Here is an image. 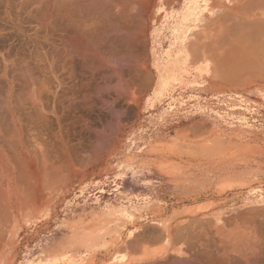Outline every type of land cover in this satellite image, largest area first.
Instances as JSON below:
<instances>
[{
    "label": "bare ground",
    "instance_id": "1",
    "mask_svg": "<svg viewBox=\"0 0 264 264\" xmlns=\"http://www.w3.org/2000/svg\"><path fill=\"white\" fill-rule=\"evenodd\" d=\"M145 1L146 0H0V87L3 85L1 89L2 93H0V264H15L16 258L20 254L23 238L28 234L38 235L40 231L44 229V225L48 223L52 217L51 215L54 211L53 206L56 200L59 201V199L65 195L69 183L77 180L82 172L83 157L85 155L83 154L85 143L84 130L87 132L89 131V133L93 132L97 134L95 132L96 127H94L93 124L94 122L90 121V116H88L90 112H93V106H91V104L88 105L89 103L87 102L88 106H86V103L85 106L88 109H85L82 104L83 100L80 97L82 94L71 92L63 93L64 90H62L65 84L66 88L64 89H68L69 87V85L67 86L66 79H74L73 76L76 77L77 75L74 57L77 58L78 55L76 53L79 51V48L76 50L75 48H69L70 43L68 42L72 41L74 37L73 39H67L68 35L72 37L71 34H68V31L74 33L75 37H78L75 38L78 39L75 41L79 42V44L82 42L86 43V41L91 43L99 42L100 39L105 40L100 36L106 37V40L108 39L110 41V37H107L108 34H106V36L103 35L108 27L111 28L114 26L115 28L118 25H124L126 26L122 27L124 30V28L127 29L129 27L128 23H130V26L135 24L133 26V32H135L134 28L139 24L137 20L140 19V23H145L144 21L147 20L145 19L146 14L154 9L153 13L157 18L156 22L150 29L149 34L148 31L142 32L144 33L142 37L145 39L147 38V43L149 42L150 44L152 59L158 49V39H162V37L165 39L166 36L169 35L178 49H182L187 60V55L189 53L188 50L185 49L187 46L186 44L194 37L192 32L202 28V24L206 22L205 17L203 18V14L208 12L210 16H213L216 13V7H214L212 0H152V3L150 2V4L147 5ZM226 8L227 15L224 16V18L222 16L223 20H220V17V22L215 25L216 27L211 29L214 32L211 36L212 41H214L215 44L218 43L221 45V48L216 50V54L210 55V57L212 56L214 59L216 65L214 68H216L220 74H225L226 79L244 80V77L247 76L250 79L264 80V0H228V7ZM133 11L137 12L140 17L137 16L138 19L134 16V18L137 19L133 21L135 22L134 24L130 20L131 16L136 14L135 12L133 13ZM136 21L138 24H136ZM139 26L141 27L140 24ZM114 28L111 29L114 31ZM139 29L141 30L142 28ZM144 29L143 25V30ZM127 30L129 31V28ZM127 30L123 32L127 34ZM130 30H132V27H130ZM204 30L207 31L206 27ZM80 33H83V36H80ZM124 33L122 34L124 35ZM87 34L88 36L85 37L84 35ZM126 34L125 36L128 35ZM197 34L195 32L196 36ZM8 36L17 37L20 39V43L18 45L15 43L14 45V42H9L8 39L10 37L8 38ZM118 36L117 38L115 37L117 41L120 40ZM124 37L122 36L121 40H123ZM198 37L197 39L201 38ZM82 38H85L86 41ZM108 40L106 41L107 43ZM112 41H114L112 42L114 45L116 41ZM119 42H117V46ZM129 42L132 44L131 40H129ZM109 43H111V41ZM124 43L125 42H122L120 45ZM134 43L133 46H135V50V48L137 49L138 47V43L136 45H134ZM190 43L193 45L192 43L194 42ZM195 43L198 44L197 42ZM99 44H101V42ZM90 45L92 46V44ZM93 46L94 49L97 47L100 48L98 44ZM100 46L103 45L101 44ZM121 47L123 48L124 45H121ZM126 47L125 45V49H123L121 53L127 56L131 47L127 49ZM82 49L84 51L86 50L85 53L88 52L87 54H89L86 47ZM101 50L100 48L96 50V52L98 53ZM196 50L193 51L195 54ZM134 52L135 51L131 53L134 55ZM207 52L209 53L210 50ZM207 52L205 51L204 53L207 54ZM136 53L138 54V52ZM102 54L97 57L95 56L97 60L98 57L104 55ZM114 54H116V52ZM108 55H106V57ZM147 55L144 57H147ZM89 56H86V58ZM111 56H113V54ZM194 57L196 61H198L197 59L202 56L197 57L194 55ZM81 58L83 63L88 62L84 60L83 56H81ZM103 58L105 57H102V60H104ZM113 58H115V56H113ZM93 60L96 59H93L92 56V60H90L92 62H90V64L87 63V67H85L86 64L82 65L80 63L81 70L88 69L90 72L88 71L89 73L85 74L90 75L91 73V77H93L94 72L98 70V67L104 64L101 60L103 64H100V61L93 63ZM141 60H139V62ZM108 61L110 60L108 59ZM132 62H134V60ZM186 62L187 61H185V63ZM178 66L179 65L173 60L168 64L166 63V65L159 66L161 75L159 76V81L156 86L160 92L162 89L169 88L171 81L178 75ZM207 66L206 63H203L200 66L202 69L201 71L206 70ZM98 73L99 72H97V74ZM220 74L217 75L219 76ZM71 79H69V81H71ZM222 79L225 78L222 77ZM70 85H73V83ZM127 86H129V83ZM61 91L62 93H59ZM75 91H78V89ZM84 109L86 113H84ZM90 142H94V140ZM94 152H92L93 156L95 155ZM252 211L253 209L250 212L251 214L254 213V211ZM250 213L248 214L251 215ZM241 214H243V212L239 215ZM259 214H261V212ZM256 215L260 217L258 214H253L252 217L255 216V218H257ZM263 215L261 214V217H264ZM101 217V221L99 220L101 223L100 225L107 226L106 223L108 222L109 216L104 214ZM133 217L134 216H132V218ZM248 217L249 218L245 217V222L241 225L242 227L238 231L239 233H237L238 237L236 236V238L232 237L229 239V236L223 235V232L220 234L222 240L229 239V241L225 242L226 245L223 244L220 246L223 250L222 253L227 254L228 258H230L229 256H234L240 260L242 259L244 261L242 263L246 262L247 264H252L250 258H264V220L260 218V220L258 219L259 222L257 220L254 221V217L252 219H250V216ZM189 220L188 222L192 221L193 223L195 219ZM238 220L240 222V219ZM242 220L243 219H241V222ZM205 221L207 222L208 220L205 219ZM210 221L211 219L209 222ZM206 222H202V224L204 225ZM196 223H193V225L195 224L197 230H195L196 228L192 230L198 233L203 228H201L203 225L200 223V226L199 222ZM210 223L207 222L206 225ZM189 225L177 228H175V226L166 225L162 228L158 227L159 229L155 226L157 231L153 230V225V227H151L153 229L151 230L153 234L155 232V236L151 237L153 234L149 231V236H147L150 238L142 236L143 238L141 240V238L137 236L135 241L134 238L136 237L130 240L132 243H126H128L129 246L134 244L135 246H133L136 247L139 246V244L141 245V242L153 245L157 242L166 241V247L155 251L142 250V255L128 260H125L124 257L117 254L112 259L111 264H177L175 261L180 258L179 251L184 250L185 253L188 254L191 252L190 254L192 255V252H194L192 249L195 244H198L199 241L201 242L200 237H198L199 234L197 235V233H195L194 235ZM196 225L200 226L201 229ZM145 226L143 227L146 232L150 225H148L149 227L146 229ZM212 228L213 227H211L210 230ZM93 229H90V231L84 229L80 220H77L75 217H72L70 221L63 220L60 222L57 231L60 235L56 236V234H51L45 236L43 239L46 242L34 250L36 253L35 257H31L27 254L28 257L27 255L24 256L25 258L23 257L19 264H85V262H83L84 258L90 255L91 258L89 259L94 260L97 254L102 249L108 247L110 243L102 245L103 239L108 232L106 227L99 226L96 230ZM208 230H206L207 233L203 232L204 229L202 231L207 237H203V234L199 236L203 235V238H208L210 235L208 236L207 234H211ZM144 231H141L142 234L138 231V234L140 233L139 237L143 235ZM214 233L212 235H214ZM145 235L144 233V236ZM216 235H219V233H216L214 236L215 239H218ZM51 238L54 240L50 241ZM138 239L141 241L139 242ZM208 239H205V241H203V239L202 242H205L207 245L209 242V245L212 244L211 241H207L208 243L206 242ZM202 242L199 245L203 244ZM205 243L202 248L203 251L201 253H199V251L198 254L196 253V256L201 259L198 260V263L212 264L218 256L214 259L211 253H213L215 247L211 252L207 247L211 248L213 245L206 247ZM178 244H180L179 247H177ZM134 247H132L133 250H135ZM141 247H145V245ZM141 247L140 249H142ZM199 247L200 246L196 248L197 251ZM132 248L130 247V249ZM136 249L138 248L136 247ZM171 249L174 251L171 252ZM222 250L218 251V253ZM27 251L30 253L32 250L28 248ZM135 251H133L134 254ZM208 251L211 252V255L208 254ZM214 251L217 252L216 249ZM107 252L109 253V251ZM227 255H224V257L226 256L227 258ZM189 258L190 256L188 255L185 260L188 259V261H190ZM212 258L213 261H211ZM220 259H223V257L221 256ZM229 260L230 259H228V261ZM236 260L232 258V262ZM192 261L195 262L193 259ZM215 261H219V258ZM215 261L214 263H217ZM228 261L225 262L230 263ZM90 263L92 262L90 261Z\"/></svg>",
    "mask_w": 264,
    "mask_h": 264
},
{
    "label": "rangeland",
    "instance_id": "2",
    "mask_svg": "<svg viewBox=\"0 0 264 264\" xmlns=\"http://www.w3.org/2000/svg\"><path fill=\"white\" fill-rule=\"evenodd\" d=\"M150 2L152 3V0H146L145 4H150ZM153 11L154 9L146 14L145 19L147 20L144 21L145 23H140L139 15L133 11L137 15H132L133 17L131 16L130 20L133 22L137 20L135 18L138 16L139 20L137 21L141 25L140 27L136 21L138 26H135V32H133L135 22H133V26L128 23L129 31L127 30L128 28L123 30L122 27H126L124 25L117 24V27H111L114 28L115 32L108 27L103 35L106 36L108 34L107 37H110L111 43L114 42L112 40H115L114 45L109 43L108 39L107 43L106 37L103 36L100 37L106 41L99 38V42L90 41L91 43H89L85 38H82L85 39L86 43L82 42L79 44V42L75 41L78 40L75 39L77 36L75 37L74 33L68 31V34H71L72 37L68 35L67 39H73L74 37L72 41L70 39V42H68L72 46H69V48H75V50L79 48L76 53L78 55L77 58L74 57L77 75L76 77L73 76L74 79L69 78L71 81L66 79L69 87L64 89L66 88L65 84L62 90H64L63 93L71 92L84 95L83 97L80 95V97L83 100L82 104L85 109H88L86 106L90 104L93 106L94 113L90 112L88 116H90V121L94 122L97 134L84 130L83 154L85 155L81 174L77 180L69 183L65 195L59 201L56 200L52 217L44 225V229L38 235L28 234L23 238L20 254L16 260L17 263L22 260L23 255L26 256L28 254L31 257H35L36 253L34 250L46 242L43 238L51 234L59 236L60 233L57 231L60 222L63 220L70 221L72 217H75L80 220L84 229L88 231L93 228V230H96L99 226L108 229L102 245L109 243L110 245L102 249L94 260L89 259L91 255L84 258L83 262L85 264H92L93 262V264H103V262L104 264H111L112 259L117 254L128 260L142 255L144 250H160L166 247V241L151 244L152 246L149 245L150 243L141 242V245L136 246L138 249L134 247V244V246L131 244L129 246L128 243H132L130 240L134 237H136L134 238L135 241L137 236L142 240L143 237L149 236L148 232L150 231L151 233V229L154 228L153 230L157 231L158 227L162 228L166 225L177 228L180 226L186 227L185 225L188 226L190 224L192 226L189 225V227L193 231L192 229L196 228L193 223L199 222L200 225V223L206 222L205 219L208 220V223H211L206 225V222L204 225L207 227L203 224V226L200 225L201 228L203 227L202 229L196 225L201 231L195 232L196 228L193 231L194 233H192L200 235L208 229L211 232V234H207L208 236L210 235L209 239L203 238L207 237L205 236L206 234H203V237L198 235V237H200L201 242L203 239V241L208 239L206 242L211 241L212 244L210 245V242H207L208 245L204 242L205 246L213 245L211 248H207L212 252L215 247L214 250L216 249L217 252L213 250V255V253L208 251V254L211 253L212 255H210L214 256V259L218 256L219 261L222 260L221 262L215 261L216 259L218 260L216 258L214 261L217 263H214L212 258V264H247L246 262L242 263L244 262L242 259L240 260L234 256H229L230 258H228L227 254L222 253L223 250L220 245H226L225 242L229 241V239L238 237L237 233H239L241 225L244 224L245 217L249 218L248 216H250V219L254 217V221H259L260 218L264 220V217H261V214H264V80L250 79L247 76L244 77V80L226 79L225 74L222 76L225 79H222L220 75L215 74L216 78L212 73L214 80H212L213 84L209 91H212L214 97H206V102H208L206 107L201 108L196 104L195 93H188L186 90L180 89H175L171 92L177 93L173 99L163 102L161 106L152 107L154 103L150 100L151 93H154V97L157 98L160 93L166 90L162 89L160 92L156 86L161 75L159 66L166 65L171 60L175 61L177 65L184 64L187 61L182 49H178L169 35L165 39L163 37L158 39V49L152 59L150 44L149 42L147 43V38L142 37L144 35L142 32L148 31L149 34L150 29L156 22L157 18ZM130 27H132V30H130ZM138 27L142 29L140 30ZM125 29L128 35L123 32H126ZM121 35L125 36L124 39L122 38L123 40H121ZM80 36H83V33H80ZM84 36L86 37L88 34ZM117 36L120 38V40L118 39L119 41L125 42L121 44L122 46L124 45L125 47L126 45V49L131 47L128 52L129 56L128 53L127 56L121 53L125 48L121 47L120 43L122 42L117 41ZM11 37L8 39L9 42H14V45L15 43L17 45L20 43V39L14 36L11 39ZM128 39L132 41V44ZM164 41L167 42V48L163 44ZM100 42L103 46H100ZM117 42H119L118 46ZM95 43L103 50L99 52L101 54L104 52V55L102 54L101 58L98 57V60L96 57L101 54L97 53L96 50L100 48L94 49L93 45H97ZM133 43L134 45L138 43V47L136 46L137 49L135 48V50ZM87 46L90 47L88 48ZM83 47L88 48L89 54H87L88 52L85 53L86 50L84 51ZM114 50L116 54H114ZM133 51H135L134 55L131 53ZM209 53L216 54V50H210ZM112 54L115 58L111 56ZM79 55L83 56L84 60L88 62L84 61L85 63H83ZM146 55L147 57H144ZM86 56L89 57L86 58ZM92 56L93 59H96L93 60V63L100 60L104 62L103 64L100 61V64L102 63L103 65L99 66L100 69L98 67L99 71L96 70L93 77H91V73L86 75L90 71L84 69L87 71L83 70V72L80 66L81 64H86L85 67H87L92 62L90 61ZM102 57H105L103 58L104 60H102ZM133 60L134 62H132ZM139 60L141 61L139 62ZM97 72L99 73L97 74ZM178 77L179 75H176L175 79L171 81V85ZM72 83L73 85H70ZM128 83L129 86H127ZM76 88L78 91H75L77 90ZM0 93H2V90ZM59 93H62V91ZM179 93L187 94L186 96H180ZM87 102L89 103L88 105ZM85 109L84 113H86ZM202 109L205 110V113L199 112ZM203 117L210 118L211 124L202 122ZM92 140L94 142H90ZM92 152L95 153L94 156ZM251 208L254 211L253 214H258L260 217H257V215V218L255 216L252 217ZM242 212L243 214L239 215ZM104 214L109 216L106 223L107 226L100 225L101 223L99 222ZM132 216L134 217L132 218ZM189 219H195L196 221L193 220V223L192 221L188 222L190 221ZM210 219L211 221L209 222ZM238 219H240V222ZM241 219L244 221L242 220L241 222ZM142 225H147L145 229L150 225V229L148 228V231L146 230L145 232ZM209 227L213 228L210 230ZM142 230L146 235L144 236L143 233L139 237V234H142ZM138 231L140 232L139 234ZM222 232L224 233L223 235H228L229 239L222 240L220 235ZM213 233L214 235H212ZM216 233H219V235H216L218 239L214 237ZM153 236H155V232L151 237ZM52 240L54 239L51 238L50 241ZM138 240L139 242L141 241L140 239ZM199 242L192 249V251L194 250L192 255L190 254L191 252L188 254L184 250L179 251L180 258L175 262L177 264H199L198 260L201 259L196 255L199 251L201 253L204 247V243L202 242L203 244L199 245L201 243ZM143 244L145 247H141L144 246ZM197 245L201 247V249L200 247L198 248V251L196 249ZM179 246L180 244L177 245V247ZM130 247H134L136 251L133 248L130 249ZM28 248L32 250L30 253L27 251ZM220 250L222 251L218 253ZM170 251L173 252L174 250L171 249ZM188 255L190 256V261L188 259L185 260ZM224 255H227V258ZM221 256L223 259H220ZM231 257L233 260L237 259L234 261L235 263L232 262ZM228 259L230 260L228 261ZM263 259V257L258 259L252 257L250 262L252 264H264Z\"/></svg>",
    "mask_w": 264,
    "mask_h": 264
},
{
    "label": "crops",
    "instance_id": "3",
    "mask_svg": "<svg viewBox=\"0 0 264 264\" xmlns=\"http://www.w3.org/2000/svg\"><path fill=\"white\" fill-rule=\"evenodd\" d=\"M212 3L214 5V7H216L215 15L210 16V14L208 12L203 14V18L205 17L206 22L202 24L203 29L199 28V29H196L194 32H192V35H194V37L191 38L190 41L187 42V44H186L187 46L185 45L186 46L185 49L188 50L189 54L187 55V62L184 64L181 63L177 67V73L179 75L178 79L176 81H174L172 83V85L169 86L168 89L163 91V93H160V95H158L157 98L154 97V93H151L150 100L153 101V103H154V106H152V107L161 106L163 102H165L169 99H173L177 93H171V92L174 91L175 89L186 90L188 93H195L196 94L195 95V97H196L195 102H197L196 104L199 105L201 108L206 107V105L208 104V102H206V100H207L206 97H214L212 95V91H209L210 87L213 84L212 80H214L212 78V73L214 74L216 72L215 73L216 75L220 74V73L216 70V68H214V65H215L214 59L212 58V56L210 57V55H212V54L211 53L206 54L204 52L207 51L206 49L217 50V49L221 48L220 47L221 45H219L218 43L215 44L214 41H212L211 36L214 32L211 29L213 27H216L215 25L218 24V22H220V20H223L224 16L227 15V8L226 7H228V0H212ZM222 16H223V18H222ZM220 17H221V19H220ZM205 27H206L207 31L204 30ZM195 32H196V34L199 32L200 36H199V33L196 36ZM198 36L201 38L197 39ZM209 36H210V38H209ZM190 42H194V43L197 42L198 44L192 43L193 45H191ZM163 44H164L165 48H167V42L164 41ZM205 44L207 46L209 44L210 45L207 47ZM196 48H197V50H196ZM189 49H191V50H189ZM194 50H196V54H198V55H196L193 52ZM192 54H193V56H192ZM194 55L197 57H199V56H202V57L198 58L197 59L198 61H196ZM193 57L195 60L193 59ZM200 59H202V60H200ZM203 63H206L208 66H207L206 70L201 71L202 69L200 68V66ZM220 75H223V74L221 73ZM221 78H222V76H221ZM179 94H180V96H186L187 93H179ZM204 111L205 110L202 109L199 112L205 113ZM201 121L205 122V123L209 122V124H211L210 118L203 117V119ZM23 257H24V255H23ZM16 260H17V258H16ZM20 262L17 263V261H15V264L16 263L19 264Z\"/></svg>",
    "mask_w": 264,
    "mask_h": 264
}]
</instances>
